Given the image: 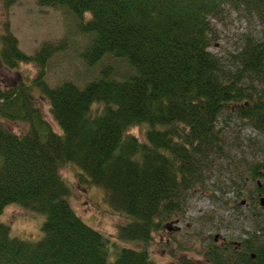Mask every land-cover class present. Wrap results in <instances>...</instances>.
Here are the masks:
<instances>
[{
	"label": "trees",
	"instance_id": "1",
	"mask_svg": "<svg viewBox=\"0 0 264 264\" xmlns=\"http://www.w3.org/2000/svg\"><path fill=\"white\" fill-rule=\"evenodd\" d=\"M36 3L66 7L80 21V30L92 36L81 54L88 66L110 55L134 73L122 82L111 80L114 69L108 66L83 88L67 81L51 87L46 64L66 45L44 44L29 57L6 29L1 62L13 70L22 63L38 67L31 87L49 100L62 133L47 122L30 87L0 88L1 116L28 126L17 134L0 121V264H156L146 250L111 242L78 216L60 165L73 162L83 171L81 182L104 190L111 210L127 220L118 228L120 241L150 243L183 212L191 193L206 190V172L227 151L221 117L234 115L264 135V39L244 38L235 70L227 71L209 50L212 20L224 6L244 3L264 21V0ZM135 127L145 129L144 139L130 133ZM261 180L264 161L238 172L234 185L241 202L235 208L248 205L255 229L223 245L212 238L204 250L209 264H264ZM10 204L44 215L41 240L12 236L1 221Z\"/></svg>",
	"mask_w": 264,
	"mask_h": 264
},
{
	"label": "rangeland",
	"instance_id": "2",
	"mask_svg": "<svg viewBox=\"0 0 264 264\" xmlns=\"http://www.w3.org/2000/svg\"><path fill=\"white\" fill-rule=\"evenodd\" d=\"M212 22L213 40L209 50L221 60L227 71L235 70V55L246 36L264 39V21L253 7L244 3L236 7L233 4L224 6ZM7 28L18 40L21 51L29 57H33L44 44L66 45L46 64L45 80L51 87L67 81L83 88L100 78L108 66L114 69L111 80L122 82L130 77L131 71L134 73L125 61L110 55L88 66L81 59V54L91 44L92 36L80 30V21L66 7H41L36 0H18L13 5H6V0H0V50ZM38 74L39 69L32 62L22 63L13 70L1 66L0 61V88L15 83L30 87L47 122L61 134L62 130L51 114L49 100L38 88L31 87ZM0 121L17 134L26 132L28 127L23 122L10 123L1 114ZM218 128L222 131L227 151L206 172V190L191 193L184 202L183 212L175 214L165 223V229L153 234L150 243L120 241L118 228L127 220L111 210L102 188L79 180L83 174L81 168L73 162H66L60 165V175L71 189L68 198L71 207L87 225L109 237L111 242L139 251L146 250L156 264H183V261L209 264L204 258V250L212 238L223 245L231 238L235 241L254 231L255 224L249 216L248 205L244 203L239 209L235 208L241 199L236 195L234 182L238 172L247 169L249 164L264 161V135L251 124L225 114L220 118ZM130 133L144 139L145 129L135 127ZM260 182L264 184V180ZM1 221L10 227L14 237L30 241L42 239L44 215L10 204Z\"/></svg>",
	"mask_w": 264,
	"mask_h": 264
},
{
	"label": "water",
	"instance_id": "3",
	"mask_svg": "<svg viewBox=\"0 0 264 264\" xmlns=\"http://www.w3.org/2000/svg\"><path fill=\"white\" fill-rule=\"evenodd\" d=\"M261 205L264 207V198L261 199Z\"/></svg>",
	"mask_w": 264,
	"mask_h": 264
},
{
	"label": "bare ground",
	"instance_id": "4",
	"mask_svg": "<svg viewBox=\"0 0 264 264\" xmlns=\"http://www.w3.org/2000/svg\"><path fill=\"white\" fill-rule=\"evenodd\" d=\"M0 61H1V60H0ZM3 65H4V64H3ZM3 65H2V62H1V66H3Z\"/></svg>",
	"mask_w": 264,
	"mask_h": 264
}]
</instances>
